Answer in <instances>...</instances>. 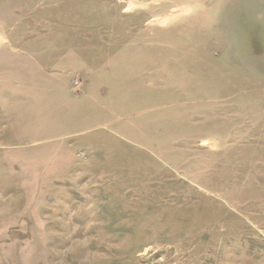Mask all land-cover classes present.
<instances>
[{
    "label": "rangeland",
    "instance_id": "1",
    "mask_svg": "<svg viewBox=\"0 0 264 264\" xmlns=\"http://www.w3.org/2000/svg\"><path fill=\"white\" fill-rule=\"evenodd\" d=\"M0 264H264V0H0Z\"/></svg>",
    "mask_w": 264,
    "mask_h": 264
}]
</instances>
